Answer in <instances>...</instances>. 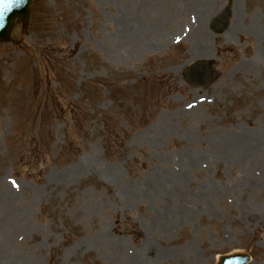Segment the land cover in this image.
Returning <instances> with one entry per match:
<instances>
[{"label": "rangeland", "instance_id": "374dc122", "mask_svg": "<svg viewBox=\"0 0 264 264\" xmlns=\"http://www.w3.org/2000/svg\"><path fill=\"white\" fill-rule=\"evenodd\" d=\"M32 13L0 44V264H264V0Z\"/></svg>", "mask_w": 264, "mask_h": 264}, {"label": "water", "instance_id": "95a60500", "mask_svg": "<svg viewBox=\"0 0 264 264\" xmlns=\"http://www.w3.org/2000/svg\"><path fill=\"white\" fill-rule=\"evenodd\" d=\"M32 0H20L17 7L13 8V11L8 13L0 20V41H8L10 38L11 31L13 29V22L15 18L26 21L28 16V7ZM226 27V21L222 24L214 27L215 32L221 33ZM209 78V77H208ZM208 78L203 77L202 82L204 83ZM248 259L241 256H235L225 261V264H243Z\"/></svg>", "mask_w": 264, "mask_h": 264}, {"label": "bare ground", "instance_id": "6f19581e", "mask_svg": "<svg viewBox=\"0 0 264 264\" xmlns=\"http://www.w3.org/2000/svg\"><path fill=\"white\" fill-rule=\"evenodd\" d=\"M211 9V8H210ZM207 47L205 46H201V47H197L195 48V50L192 52V55L194 56V58H204L205 53L207 52ZM255 137H251V138H247L249 140L250 143H252L254 145L253 149H257L259 147V141H260V134H254ZM264 137V135H263ZM250 154L253 156V154L250 152ZM19 216H26V214L23 212L22 214H20ZM159 260L162 258L161 256H158ZM154 264V258L151 260ZM144 263V261H143Z\"/></svg>", "mask_w": 264, "mask_h": 264}, {"label": "snow or ice", "instance_id": "6c2138e0", "mask_svg": "<svg viewBox=\"0 0 264 264\" xmlns=\"http://www.w3.org/2000/svg\"><path fill=\"white\" fill-rule=\"evenodd\" d=\"M20 0H0V20L3 19L7 12H10L13 7L18 6Z\"/></svg>", "mask_w": 264, "mask_h": 264}]
</instances>
